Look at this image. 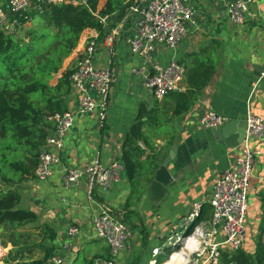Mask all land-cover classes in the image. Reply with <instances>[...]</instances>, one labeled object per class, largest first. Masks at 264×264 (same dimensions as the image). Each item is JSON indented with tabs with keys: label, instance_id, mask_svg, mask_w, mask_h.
Masks as SVG:
<instances>
[{
	"label": "crops",
	"instance_id": "crops-1",
	"mask_svg": "<svg viewBox=\"0 0 264 264\" xmlns=\"http://www.w3.org/2000/svg\"><path fill=\"white\" fill-rule=\"evenodd\" d=\"M131 1L133 4L134 0ZM236 0H187L193 14L188 22L186 37L172 47H160L154 60L167 64L177 60L186 73L179 91H186L187 72L196 57L215 56L219 66L211 82L202 91L198 102L188 111L166 120V129L151 138L159 150V166L174 143L178 149L169 165L173 182L169 194L158 202L152 200L151 183L154 172L147 158L153 149L140 142L145 149L141 167L132 179L124 166L120 179L110 188H96L93 196L87 190V177L76 185L63 181L65 166H79L99 157L108 165L122 158L123 144L132 125L141 117L143 108L172 101L165 95L156 98L143 85L148 64L141 55L131 50V39L138 29L140 14L129 6L106 17L103 35L96 30L98 45L94 61L99 66L114 68L117 79L112 86L107 122L99 125L95 112L80 115L64 138L60 150L61 160L45 180L27 177L19 184V209L36 213V220L19 228H5L0 234V258L10 250L19 252L18 259L25 262L46 260L53 254L63 257L62 264H90L96 256L110 257L112 252L105 240L96 237L93 219L103 207L119 215L130 228L126 246L116 255L117 264H166L172 261L163 251L168 238L178 230L180 220L191 204L203 202V217L212 215L208 199L214 184L222 173L234 167L247 144L227 147L214 136L216 128L201 125L200 119L208 111H217L226 117L247 118L249 113L264 117V0L248 1L243 23L234 24L228 5ZM0 9L10 14V0H0ZM33 9L32 13L37 14ZM36 16V15H35ZM39 16L27 24L35 25ZM112 39H111V38ZM113 48V52H111ZM76 59V58H75ZM68 61L73 65L74 61ZM77 106V92L66 96L65 108ZM146 116L142 117L146 120ZM145 129H149L146 127ZM251 149H264V139L251 138ZM158 166V167H159ZM264 220V155L256 157L249 186L247 238L244 248L253 251ZM79 232L68 236L70 226ZM47 229V230H46ZM55 233L51 237V232ZM264 239V235H263ZM71 240V250L64 243ZM161 247L158 254L153 249ZM168 254V255H167ZM167 256V258H166ZM44 263V264H45Z\"/></svg>",
	"mask_w": 264,
	"mask_h": 264
},
{
	"label": "built area",
	"instance_id": "built-area-1",
	"mask_svg": "<svg viewBox=\"0 0 264 264\" xmlns=\"http://www.w3.org/2000/svg\"><path fill=\"white\" fill-rule=\"evenodd\" d=\"M79 2L81 0H10V14L0 9V27L9 31L16 25H23L21 19H25L27 25L32 20L33 9L43 13L52 4ZM129 10L140 14L138 32L131 39V50L141 55L149 65L143 77V85L156 98L161 99L170 91L180 88L186 69L177 60L167 64L157 62L153 55L160 47L175 46L186 37L193 11L187 0H134ZM247 10L248 1L245 0H236L228 5L234 24L244 22ZM102 21L105 22L106 17ZM97 38L93 34L85 54L77 57L73 63L70 80L72 89L77 92V106L48 117L49 134L34 172L38 180L47 179L53 173L54 166L60 162L64 138L78 116L95 112L99 125L104 126L107 122L111 90L117 74L112 63L106 67L95 63ZM261 79H264V70L259 77ZM227 121L228 117L214 110L208 111L200 119L201 125L207 128L221 127ZM247 121V146L236 165L226 169L217 179L208 199L212 215L209 218L203 217L205 204L193 202L180 220L178 230L168 238L163 251L169 250V258L173 263L220 264L225 251L244 246L247 238L250 178L256 157L264 155V149H251L248 146L251 138L264 139V117L249 113ZM123 169L124 164L120 159H113L105 165L96 157L85 165L65 166L63 181L67 185H76L83 177H87L88 194L93 196L96 188L105 190L118 181ZM93 223L96 237L109 244L112 256H96L90 264H117L116 255L126 246L131 235L130 228L121 216L106 206L95 215ZM79 230L76 225L70 226L68 236L73 238ZM63 248L71 250L72 241L65 242ZM160 250L161 247H156L153 253L158 254ZM62 262L60 254H53L45 264Z\"/></svg>",
	"mask_w": 264,
	"mask_h": 264
},
{
	"label": "trees",
	"instance_id": "trees-1",
	"mask_svg": "<svg viewBox=\"0 0 264 264\" xmlns=\"http://www.w3.org/2000/svg\"><path fill=\"white\" fill-rule=\"evenodd\" d=\"M129 4V0L52 4L43 13H32V20L40 17L35 25L26 27V20L21 19L23 25L9 31L0 27V227L16 229L36 220L35 212L18 208L19 184L34 176L49 134L48 117L66 110L73 72V65L67 62L85 54L93 38L92 30L103 35L106 29L103 17H110ZM218 66L215 56L196 57L187 72V90L166 94L173 102L171 109L166 103L142 109L141 117L132 125L123 144L121 161L132 179L146 166L141 161L145 149L140 142L153 149L147 161L149 169L155 172L159 166V150L153 145L152 136L164 132L166 120L190 110L198 102ZM144 116L146 120L142 119ZM50 235L54 237L55 233L52 231ZM263 235L264 220L255 249H229L223 253L220 264H264ZM18 256L19 252L12 249L0 258V264H44L46 261L25 262Z\"/></svg>",
	"mask_w": 264,
	"mask_h": 264
},
{
	"label": "water",
	"instance_id": "water-1",
	"mask_svg": "<svg viewBox=\"0 0 264 264\" xmlns=\"http://www.w3.org/2000/svg\"><path fill=\"white\" fill-rule=\"evenodd\" d=\"M137 32L138 29L135 30L132 38L135 37ZM247 129V118H231L224 125L215 129L214 136L218 142L225 144L227 147H235L245 142ZM177 149V143H174L168 155L154 172V177L151 183V193L152 200L156 202H158L160 198L169 194V187L173 182V175L169 170V165L175 158ZM2 230L3 228L0 227V232Z\"/></svg>",
	"mask_w": 264,
	"mask_h": 264
},
{
	"label": "bare ground",
	"instance_id": "bare-ground-1",
	"mask_svg": "<svg viewBox=\"0 0 264 264\" xmlns=\"http://www.w3.org/2000/svg\"><path fill=\"white\" fill-rule=\"evenodd\" d=\"M166 264H175V263H173V261H169Z\"/></svg>",
	"mask_w": 264,
	"mask_h": 264
},
{
	"label": "rangeland",
	"instance_id": "rangeland-1",
	"mask_svg": "<svg viewBox=\"0 0 264 264\" xmlns=\"http://www.w3.org/2000/svg\"><path fill=\"white\" fill-rule=\"evenodd\" d=\"M168 253H169V250L167 251ZM168 255V254H167ZM0 257H1V255H0ZM166 258H167V256H166Z\"/></svg>",
	"mask_w": 264,
	"mask_h": 264
}]
</instances>
